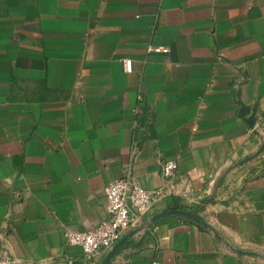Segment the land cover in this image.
I'll use <instances>...</instances> for the list:
<instances>
[{
  "label": "crops",
  "instance_id": "0c3cea01",
  "mask_svg": "<svg viewBox=\"0 0 264 264\" xmlns=\"http://www.w3.org/2000/svg\"><path fill=\"white\" fill-rule=\"evenodd\" d=\"M125 176L155 196L110 264H264V0H0V255L101 264L62 233Z\"/></svg>",
  "mask_w": 264,
  "mask_h": 264
},
{
  "label": "built area",
  "instance_id": "2783aa9c",
  "mask_svg": "<svg viewBox=\"0 0 264 264\" xmlns=\"http://www.w3.org/2000/svg\"><path fill=\"white\" fill-rule=\"evenodd\" d=\"M132 70V59L126 60ZM179 167L174 159L162 161L160 171L166 178L174 177ZM106 216L94 227L86 230L65 229L63 240L68 245L80 246L87 257L107 252L130 226L141 223L152 206L155 191L150 190L129 176L116 178L105 186ZM0 264H17L10 254L0 255ZM153 264H160L153 261Z\"/></svg>",
  "mask_w": 264,
  "mask_h": 264
},
{
  "label": "water",
  "instance_id": "95a60500",
  "mask_svg": "<svg viewBox=\"0 0 264 264\" xmlns=\"http://www.w3.org/2000/svg\"><path fill=\"white\" fill-rule=\"evenodd\" d=\"M203 207L199 209H166L164 211H161L154 216L151 217L150 223H154L157 220L164 218L169 215H180L187 217L193 221H196L199 224H202L204 227L214 230V228L207 223L205 220H203L200 216L197 215V213L202 209ZM125 239L118 240L106 253L103 261L101 264H110L113 257L124 247Z\"/></svg>",
  "mask_w": 264,
  "mask_h": 264
}]
</instances>
